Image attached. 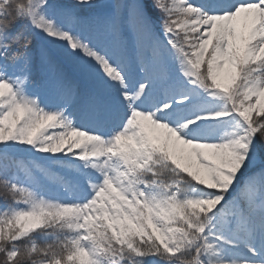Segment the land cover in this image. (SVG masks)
Listing matches in <instances>:
<instances>
[{
    "label": "snow or ice",
    "instance_id": "6c2138e0",
    "mask_svg": "<svg viewBox=\"0 0 264 264\" xmlns=\"http://www.w3.org/2000/svg\"><path fill=\"white\" fill-rule=\"evenodd\" d=\"M0 264H264V0H0Z\"/></svg>",
    "mask_w": 264,
    "mask_h": 264
}]
</instances>
